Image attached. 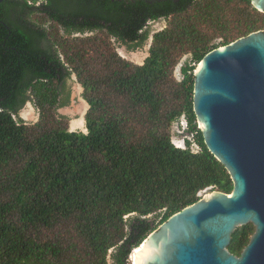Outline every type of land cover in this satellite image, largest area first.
Masks as SVG:
<instances>
[{
    "label": "trees",
    "instance_id": "obj_1",
    "mask_svg": "<svg viewBox=\"0 0 264 264\" xmlns=\"http://www.w3.org/2000/svg\"><path fill=\"white\" fill-rule=\"evenodd\" d=\"M258 30L251 0H2L0 264H132L169 216L204 191L230 193L193 111L194 70ZM147 43L141 64L116 49ZM74 81L85 130L59 112ZM27 101L34 122L19 115ZM183 119L184 148L172 140ZM254 231L237 227L228 250L239 255Z\"/></svg>",
    "mask_w": 264,
    "mask_h": 264
},
{
    "label": "water",
    "instance_id": "obj_2",
    "mask_svg": "<svg viewBox=\"0 0 264 264\" xmlns=\"http://www.w3.org/2000/svg\"><path fill=\"white\" fill-rule=\"evenodd\" d=\"M251 4L264 11V0ZM193 111L207 149L228 171L233 189L204 191L154 229L129 260L264 264V30L203 56L194 70ZM248 223L255 231L235 255L228 250L232 235Z\"/></svg>",
    "mask_w": 264,
    "mask_h": 264
},
{
    "label": "rangeland",
    "instance_id": "obj_3",
    "mask_svg": "<svg viewBox=\"0 0 264 264\" xmlns=\"http://www.w3.org/2000/svg\"><path fill=\"white\" fill-rule=\"evenodd\" d=\"M165 25V22L163 20H159L157 22H152L149 23L148 26L151 28L152 32L161 29ZM151 38V37H150ZM116 49L119 52L121 56L124 58L141 64L143 62V59L147 56L148 52V43L144 45V47L136 49V50H131L125 51L123 46L116 44ZM180 66L181 63H179L175 69H174V74L177 79H180L181 74H180ZM72 100L71 103L59 110V112L63 115H66L69 117L70 121V129H81L85 130V121H84V114L87 110L88 104L81 99V91L82 88L79 86L78 83L75 81L72 82ZM19 115L27 122H34L38 118V112L34 105L32 104L31 101H27L25 105L21 108L19 111ZM186 123L185 120L183 119L181 123H174L172 125V138L175 144L177 145H183L184 144V139L187 137V132H186ZM132 263V261H131Z\"/></svg>",
    "mask_w": 264,
    "mask_h": 264
},
{
    "label": "built area",
    "instance_id": "obj_4",
    "mask_svg": "<svg viewBox=\"0 0 264 264\" xmlns=\"http://www.w3.org/2000/svg\"><path fill=\"white\" fill-rule=\"evenodd\" d=\"M172 140H173V138H172ZM173 142H174V141H173ZM174 143H175V142H174ZM175 145L178 146V147H183V148L185 147L184 144H183V145H177V144H175ZM197 148H198V147H197L196 145H194V149L197 150Z\"/></svg>",
    "mask_w": 264,
    "mask_h": 264
},
{
    "label": "flooded vegetation",
    "instance_id": "obj_5",
    "mask_svg": "<svg viewBox=\"0 0 264 264\" xmlns=\"http://www.w3.org/2000/svg\"><path fill=\"white\" fill-rule=\"evenodd\" d=\"M157 21H159V20H157ZM157 21H152V22H157ZM152 22H151V23H152ZM150 39H151V38H150ZM123 48H124L125 51L127 50L124 46H123ZM135 50H136V49H135ZM127 51H129V50H127ZM130 51H131V50H130ZM130 51H129V52H130ZM118 53H119V52H118Z\"/></svg>",
    "mask_w": 264,
    "mask_h": 264
},
{
    "label": "bare ground",
    "instance_id": "obj_6",
    "mask_svg": "<svg viewBox=\"0 0 264 264\" xmlns=\"http://www.w3.org/2000/svg\"><path fill=\"white\" fill-rule=\"evenodd\" d=\"M80 86V85H79ZM84 119V118H83ZM138 248H136V249H134L132 252H131V255L130 256H132V254L137 250Z\"/></svg>",
    "mask_w": 264,
    "mask_h": 264
},
{
    "label": "crops",
    "instance_id": "obj_7",
    "mask_svg": "<svg viewBox=\"0 0 264 264\" xmlns=\"http://www.w3.org/2000/svg\"><path fill=\"white\" fill-rule=\"evenodd\" d=\"M81 99H83L82 97H81ZM84 100V99H83ZM85 101V100H84ZM86 102V101H85ZM24 118V117H23ZM72 130H77V129H72Z\"/></svg>",
    "mask_w": 264,
    "mask_h": 264
}]
</instances>
